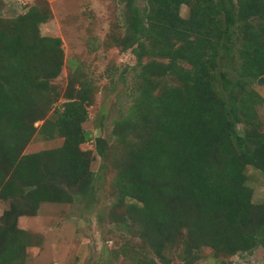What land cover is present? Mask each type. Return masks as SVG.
<instances>
[{
	"label": "trees",
	"instance_id": "1",
	"mask_svg": "<svg viewBox=\"0 0 264 264\" xmlns=\"http://www.w3.org/2000/svg\"><path fill=\"white\" fill-rule=\"evenodd\" d=\"M148 2L146 19L133 7L126 17L125 48H132L140 82L131 115L112 130L118 143L134 138L118 183L136 200L127 211L137 236L163 264L166 249L178 244L188 264L202 247L232 255L264 249V200L252 202L245 174V166L264 169V133L251 126L238 135L233 129L245 120L237 104L230 99L228 107L215 90L219 61L232 60L234 50L242 79L264 77V0ZM181 6L188 7L186 18ZM50 16L44 4L0 18V199L10 201L0 215V264H25L26 250L36 246L19 218L35 216L44 203L84 197L94 176L93 156L80 148L89 140L81 87L69 83L53 118L34 126L59 97L51 82L63 65L61 40L39 33ZM145 57L166 62L143 63ZM218 75L224 80V72ZM166 77L188 90L162 87ZM244 112L253 117L249 105ZM38 133L62 138L61 146L24 153ZM105 147L95 140L101 158Z\"/></svg>",
	"mask_w": 264,
	"mask_h": 264
},
{
	"label": "rangeland",
	"instance_id": "2",
	"mask_svg": "<svg viewBox=\"0 0 264 264\" xmlns=\"http://www.w3.org/2000/svg\"><path fill=\"white\" fill-rule=\"evenodd\" d=\"M46 4L50 18L39 25L41 36L59 38L63 51L61 72L51 83L59 94L46 117L34 126L39 129L46 119H52L54 110L64 102V93L71 83L88 98L87 120L82 128L89 135L80 148L90 151L94 173L87 194L72 196L69 203L41 204L35 216L18 219V227L36 236L35 247L26 250L25 264H163L155 259L137 236V226L129 218L127 206L136 202L123 196L119 177L129 162L128 153L134 138L118 143L112 132L113 124L131 115V107L138 96L139 67L131 52L125 48L126 17L130 7L136 8L144 19L152 11L148 0H0V18H14L24 14L31 6ZM188 7H180V16L186 18ZM135 47V46H134ZM166 62L160 58L145 57ZM240 60L234 50L233 59L219 61L217 71L224 72L222 80L216 72L215 90L229 107V100L237 104L241 120L234 131L243 135L255 126L264 133V86L242 79ZM264 78V77H263ZM246 80V83H242ZM162 87L178 86L188 90L171 77L161 80ZM76 93V92H74ZM252 109L253 117L241 113L244 105ZM97 138L106 143L103 158L95 153ZM62 138L46 140L36 134L24 153H35L58 148ZM246 184L252 191L251 200L259 204L264 200V169L245 166ZM10 201L0 199V215L9 208ZM181 244L166 249L167 264H188L183 259ZM196 260L191 264H264V249L258 247L250 253H216L209 247L194 251Z\"/></svg>",
	"mask_w": 264,
	"mask_h": 264
},
{
	"label": "water",
	"instance_id": "3",
	"mask_svg": "<svg viewBox=\"0 0 264 264\" xmlns=\"http://www.w3.org/2000/svg\"><path fill=\"white\" fill-rule=\"evenodd\" d=\"M256 84H257V85H263V86H264V78H259V79L256 81Z\"/></svg>",
	"mask_w": 264,
	"mask_h": 264
}]
</instances>
